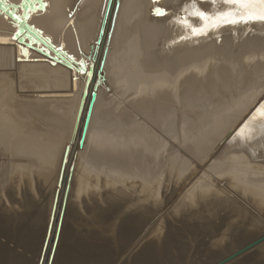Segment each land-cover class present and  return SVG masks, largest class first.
Here are the masks:
<instances>
[{"label": "bare ground", "instance_id": "6f19581e", "mask_svg": "<svg viewBox=\"0 0 264 264\" xmlns=\"http://www.w3.org/2000/svg\"><path fill=\"white\" fill-rule=\"evenodd\" d=\"M42 1L44 8L29 10L27 23L76 62L92 65L89 55L97 48L108 0ZM115 2L103 44V79L95 89L85 146L78 152L83 170L68 182L70 198L80 205L77 225L99 224L85 203L107 191L110 213L120 223L118 236L137 243L138 227L161 226L164 209L172 213L216 195L209 196L215 187L204 174L205 163L207 173L264 210V115L259 111L264 105V22H208L203 33L193 34V27L206 23L197 12L212 17L240 10L224 0ZM156 9L164 14L156 15ZM17 28L0 11V264H40L47 207L67 145L70 163L77 152L74 135L86 87L74 68L36 50L41 43L32 40L26 48L18 42ZM224 135L225 145L218 146ZM194 177L200 179L184 187L172 204L178 187ZM86 228L83 238L93 236ZM89 243L77 239L69 257L88 250ZM57 253L55 245L52 257ZM246 264H264V254Z\"/></svg>", "mask_w": 264, "mask_h": 264}, {"label": "rangeland", "instance_id": "374dc122", "mask_svg": "<svg viewBox=\"0 0 264 264\" xmlns=\"http://www.w3.org/2000/svg\"><path fill=\"white\" fill-rule=\"evenodd\" d=\"M227 137L228 135L222 136L218 146H221L222 143L225 145V142L227 141ZM85 141H86V138L84 139V142L81 146L78 145L77 152L75 153L74 158L72 159V165L74 166L71 165L69 182L73 181V179L76 176L79 177L81 175L80 172H82L83 170L82 158H79L80 159L79 161L78 155H81L79 153L83 150L85 146ZM221 151H222V148H220V153ZM67 160L71 161L70 153L68 155ZM80 162L82 163L80 164ZM78 167L80 168V170ZM207 167H208L207 163H205L202 166L203 170L205 171L204 174H206V176L208 177L207 178L208 181L214 185L213 187H215L212 189L209 196L212 193H215L216 195L213 197L211 196V197H207L203 199V201H201L200 203H197V205L194 207H190V206H184L182 208L176 207L174 208L172 213H169L167 208L164 209L161 212L162 213L161 215L163 216L161 217L163 219V224H161V226L156 227L155 230L154 229L150 230L149 228L152 225L151 223L147 222L146 225L144 223L143 226L140 225V227H138V232L140 231L139 229H141L140 235L141 233L142 235L140 236L139 240L138 239L136 240L137 243L133 242L134 240L133 238L130 239V237L129 238L123 237L124 238L123 239L118 236V232L120 230L118 228H119L120 223L118 224L117 223L118 220H116L110 213L111 209L109 210L110 206L108 205H110L109 203H111L112 200L110 199L108 200V198H110V195L109 193H107L108 194L107 196L106 194L107 191H102L103 193L102 195L106 197L92 195L91 199L88 198V201L85 203V205L88 206V208L91 209L92 207V210H91L92 214L97 216L96 221L99 224L94 223V225L91 226L93 229L89 226L87 229L82 224H80V226L77 225L78 223L75 222V215L80 214L79 213L80 205L78 203L79 201L75 197L74 198L72 197L71 199L69 195V191H67V196H66V200L64 203V207H63V215H62V223H61V228H65L66 233L64 231L63 235L61 234L59 238L57 237V242L55 245L56 247H58V253L54 257H52V263L51 262L49 263L50 264H109L112 261V259L115 257V259L118 261V264L120 263H123V264H212L218 260L225 258L230 253L235 252L242 246L243 242L248 240L250 236H252L253 234L259 235L261 231L262 233L264 232V224H263L264 223V214H263L264 210L259 209L260 207L255 205V203L254 204L251 202L248 203L243 197L237 196V194L234 192L232 187L228 185L222 178L217 179L215 178L216 176L213 177L210 173H207L205 170L207 169ZM75 172L77 174H75ZM199 177L197 178L194 177L193 179L191 178L190 181L183 184L182 187L180 188L178 187V190L180 189L178 191L179 193L176 194L175 196L176 198L175 197L173 198L172 204H174L175 201L178 200L179 195L182 193V191H185V189L189 188V186H191V184L196 182L197 179H200ZM101 178H104V175H102ZM91 188H95V185H92ZM67 189L69 190V186L67 187ZM219 195L221 197H219ZM51 197H50V200H49L50 202L47 207L48 215H49L51 205H52ZM222 198H225V200H221ZM233 201L235 203V206L231 205V202ZM231 209L233 211H231ZM85 214L86 213H84L83 216L86 218H89L87 217L88 215L87 214L85 215ZM165 218H167V220ZM148 223L149 225H147ZM127 227L131 228L132 226L131 224H128ZM84 228H86L90 232L92 231L91 233H93V236L88 235V237L83 238L84 232L82 233L81 231H83ZM148 229L149 231H147ZM72 231L74 232V236L71 233ZM77 231H78V234L76 233ZM148 232L150 234L146 236ZM159 232L161 233V235L159 234ZM70 233H71V236H70ZM66 235L69 237V239H67ZM79 236L80 237L82 236V237L80 238ZM143 236H145L146 238ZM91 237L92 238L94 237L93 238L94 240ZM141 237L144 240L142 242H139ZM79 238L81 240L82 239L85 240L86 245L87 243L91 241L90 243L92 244L89 243L88 250L89 249H93V250L88 251L86 248L85 252H83L82 254L79 253L76 255V257L70 258L69 250L73 246V243L77 241V239L80 240ZM92 241L94 242V245ZM55 245H54V249H55ZM91 245L93 248L91 247ZM102 245L103 247H101ZM96 249H98L99 252H97ZM21 251H22L21 248H19V252ZM90 251L92 252V254H95L94 257H92V254L90 255L91 253ZM93 251H96V253H94ZM27 255L28 257L31 256L29 254ZM87 255H88V258H87ZM68 257L70 259H68ZM81 257L85 259L83 260L81 259ZM237 261L238 260H234L231 263H234ZM231 263H227V264H231ZM235 264H246V259L242 262L235 263Z\"/></svg>", "mask_w": 264, "mask_h": 264}, {"label": "water", "instance_id": "95a60500", "mask_svg": "<svg viewBox=\"0 0 264 264\" xmlns=\"http://www.w3.org/2000/svg\"><path fill=\"white\" fill-rule=\"evenodd\" d=\"M6 1L8 2V0H0V11L4 12L6 16L12 18V20L17 23L18 28L15 33V38L18 39V42L25 44L26 48L31 47L32 40L41 43L43 45L42 49L36 50L41 53L44 52L43 54L52 58L55 63L59 62L70 69L74 68L79 77L81 76V78L85 81L86 88L82 97V108L74 135V144L76 143L77 148L78 145L81 146L84 142L87 126L90 120L91 107L95 98V89L103 79L101 74L103 68L102 54H105L106 52V50H103V44L110 25V17L114 6H116V2L115 0H108L102 28L97 42V48L94 50L93 54L89 55V59L94 63L88 66V63L84 60L76 62L70 55L67 54L66 51L63 50L62 46L56 48L55 45L48 40V38H43L41 31L35 29L34 26H30L27 23L29 10L44 8L45 5L42 0H22L19 5L9 4L6 3ZM18 8L22 9L21 15L16 14V10H18ZM26 39L30 42L25 43ZM70 151L71 145H67L62 170L60 171L57 188L55 190L50 209L47 236L45 238L43 255L40 264H48L51 261L50 258L52 257V252L54 251V245L57 240L59 230L61 229L60 223L67 196V187L72 165V162L70 163V161L67 160ZM259 254H264V232L259 235L250 236L248 240L243 242L242 246L238 250L212 264H227L233 262L234 260H238L237 262L231 263L235 264ZM109 264H118V261L114 257Z\"/></svg>", "mask_w": 264, "mask_h": 264}, {"label": "snow or ice", "instance_id": "6c2138e0", "mask_svg": "<svg viewBox=\"0 0 264 264\" xmlns=\"http://www.w3.org/2000/svg\"><path fill=\"white\" fill-rule=\"evenodd\" d=\"M225 4L236 5L240 10L239 15L232 12H219L216 16L210 17L206 12L199 11L196 15L206 23L200 28H192L193 34H201L209 26H220L221 24H237L249 22H264V0H224ZM162 9H156V15H163ZM259 111L264 115V105L260 106Z\"/></svg>", "mask_w": 264, "mask_h": 264}]
</instances>
